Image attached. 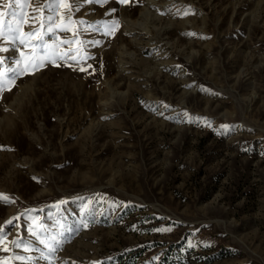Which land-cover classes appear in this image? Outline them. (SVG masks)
<instances>
[{
  "label": "rangeland",
  "instance_id": "1",
  "mask_svg": "<svg viewBox=\"0 0 264 264\" xmlns=\"http://www.w3.org/2000/svg\"><path fill=\"white\" fill-rule=\"evenodd\" d=\"M49 2L0 39V264H264V0H56L54 50Z\"/></svg>",
  "mask_w": 264,
  "mask_h": 264
},
{
  "label": "snow or ice",
  "instance_id": "2",
  "mask_svg": "<svg viewBox=\"0 0 264 264\" xmlns=\"http://www.w3.org/2000/svg\"><path fill=\"white\" fill-rule=\"evenodd\" d=\"M74 4H75V8L74 9H70V6L67 3H61L59 6L66 8V9H70L69 10V22H75L78 23L81 26H84V30H89L92 28V25L85 21V20H79V21H72L71 20V13L73 11L79 10L81 4L83 3H97L99 2V0H73ZM122 2H127V0H122ZM30 4V0H9L8 3L4 4L3 7L5 9H7V15L9 17L8 23H7V28L6 30L3 27H0V39L4 38L5 36H10L11 37V44L14 46L16 41L19 39V36L17 35V33H20V35H23L21 28H22V24L27 23V21L25 20V13H24V9L27 8ZM44 11H47L48 15L46 17H43V22L40 25V28L44 29L43 33H40L39 30H35V31H31L29 32L27 35L30 37H35L38 40V46L41 49H47L49 47L53 48V50L55 49V45H48L44 42V35H47L49 33H55L56 29L60 27L59 24L56 23V0H50L49 3H46L43 6ZM5 15V12L0 11V17H3ZM113 25L118 26V21H113L112 24H102L101 27L102 28H110ZM65 31H68L69 29H62ZM74 35H77L76 33H74ZM20 43L24 44L25 41L23 39H20ZM63 44H68L69 46L72 45L73 40H65L62 41ZM98 43V42H96ZM12 50L14 51V47L12 48ZM9 51L8 48H3L0 47V53L2 52H6ZM21 55H23V53L21 52ZM8 58L6 57H0V63H3L4 60H6ZM58 59H63L65 60V62H67L68 60H72L75 61L76 63H80V60H77V57L75 54H72L71 51L64 53L63 55L59 56ZM81 59H87V56L81 57ZM13 63L16 65V67H9V72H10V77L9 80L14 84L16 79L23 76L26 73V68L25 67H21V61L18 59L13 60ZM45 61L44 60H38L37 63L35 65H33V67L35 68H39L44 66ZM52 63H56V60H52ZM59 66V65H57ZM89 67H91L89 65ZM81 71H87L86 68L81 67L80 68ZM4 83L0 82V92H2L4 90ZM0 199L4 200L5 202H11L8 200V197L6 196H0ZM58 207V205H57ZM14 219H19V217L14 218ZM9 225L15 227L16 225L13 223V221H8L5 225V227H8ZM86 226V225H85ZM41 231H43V226L40 225L39 226ZM29 230L33 233V235H36L37 238L39 237V233L36 231L35 228H33L31 225L29 226ZM168 230L170 231V229H158V231H165ZM7 235L6 232H2L0 231V241L4 240V237ZM52 240H55V237H52ZM39 242L41 244H46L45 240H39ZM12 244L14 247L16 248H20V247H24V249L26 251L31 250L29 245H25L23 241L17 239L12 241ZM46 246L48 247L49 252H55L56 248L53 247L51 244H46ZM194 245H192L191 243L189 244V247H192ZM5 251H7V248H4ZM14 259L20 260V261H24L26 260V257L24 256H16L14 257Z\"/></svg>",
  "mask_w": 264,
  "mask_h": 264
}]
</instances>
